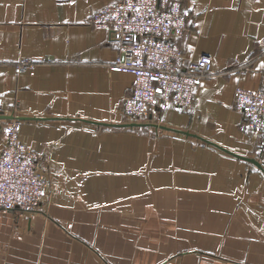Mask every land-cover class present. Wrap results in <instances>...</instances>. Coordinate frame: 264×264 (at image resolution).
I'll use <instances>...</instances> for the list:
<instances>
[{"label":"crops","instance_id":"obj_1","mask_svg":"<svg viewBox=\"0 0 264 264\" xmlns=\"http://www.w3.org/2000/svg\"><path fill=\"white\" fill-rule=\"evenodd\" d=\"M111 1L0 0V111L51 183L37 210L0 211V264H264V171L243 158L259 161L263 133L240 128L233 93L264 90V0H181L176 42L212 73L187 109L145 117L226 150L92 122L125 119L134 80L108 68L117 43L89 24ZM23 58L32 71L14 70Z\"/></svg>","mask_w":264,"mask_h":264},{"label":"built area","instance_id":"obj_2","mask_svg":"<svg viewBox=\"0 0 264 264\" xmlns=\"http://www.w3.org/2000/svg\"><path fill=\"white\" fill-rule=\"evenodd\" d=\"M188 17L181 0H113L91 13L89 24L107 30L117 43L108 68L134 77L121 106L128 121L155 117L168 108L187 109L201 80L212 73L210 55L187 58L176 42ZM35 64L23 58L14 63V70L32 71ZM233 93L234 105L242 112L240 128L263 133L259 162L264 168V90L237 84ZM20 128L17 119L0 126V211H35L51 190L46 163L18 138Z\"/></svg>","mask_w":264,"mask_h":264},{"label":"water","instance_id":"obj_3","mask_svg":"<svg viewBox=\"0 0 264 264\" xmlns=\"http://www.w3.org/2000/svg\"><path fill=\"white\" fill-rule=\"evenodd\" d=\"M10 119H17V120H19L20 118L17 115L4 114V113H2L0 111V120H10ZM92 122H95L98 125L111 126V127H125V128L152 126V127L157 128V129H164V130L176 131V132H179V133H183L185 135H192V136H195V137L203 140L206 143H209V144H212V145H215V146H217L219 148L224 149L223 147L217 145L216 143H214L212 141H209V140H207V139H205L203 137H200L197 134H194V133H191V132L185 131V130L175 129L173 127H169L167 125L160 124V123H156V122H147V121H122V122H118V123L96 122V121H92ZM224 150H226V149H224ZM243 158L249 160L250 162H252L257 167H259L261 170L264 171L263 166L261 165V163L257 159H255L253 157H243Z\"/></svg>","mask_w":264,"mask_h":264},{"label":"rangeland","instance_id":"obj_4","mask_svg":"<svg viewBox=\"0 0 264 264\" xmlns=\"http://www.w3.org/2000/svg\"><path fill=\"white\" fill-rule=\"evenodd\" d=\"M122 121H128L127 119H123L122 118ZM122 121H120V122H122ZM139 121H148V120H145V119H141V120H139ZM154 121H156V120H154ZM157 122V121H156ZM139 131V133H141V134H146V133H148L149 131H152V130H150V129H143V128H140V129H135V131ZM46 176L48 177V179H49V176H48V173L46 172ZM51 184V183H50Z\"/></svg>","mask_w":264,"mask_h":264},{"label":"bare ground","instance_id":"obj_5","mask_svg":"<svg viewBox=\"0 0 264 264\" xmlns=\"http://www.w3.org/2000/svg\"><path fill=\"white\" fill-rule=\"evenodd\" d=\"M6 121V120H5Z\"/></svg>","mask_w":264,"mask_h":264}]
</instances>
